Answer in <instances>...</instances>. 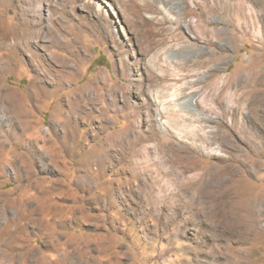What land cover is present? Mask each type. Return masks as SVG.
<instances>
[{
	"label": "rangeland",
	"instance_id": "rangeland-1",
	"mask_svg": "<svg viewBox=\"0 0 264 264\" xmlns=\"http://www.w3.org/2000/svg\"><path fill=\"white\" fill-rule=\"evenodd\" d=\"M0 264H264V0H0Z\"/></svg>",
	"mask_w": 264,
	"mask_h": 264
},
{
	"label": "bare ground",
	"instance_id": "bare-ground-1",
	"mask_svg": "<svg viewBox=\"0 0 264 264\" xmlns=\"http://www.w3.org/2000/svg\"><path fill=\"white\" fill-rule=\"evenodd\" d=\"M99 6H101V5H99Z\"/></svg>",
	"mask_w": 264,
	"mask_h": 264
}]
</instances>
